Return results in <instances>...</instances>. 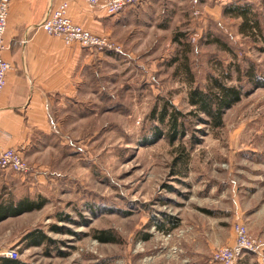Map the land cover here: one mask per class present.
<instances>
[{"label":"rangeland","instance_id":"obj_1","mask_svg":"<svg viewBox=\"0 0 264 264\" xmlns=\"http://www.w3.org/2000/svg\"><path fill=\"white\" fill-rule=\"evenodd\" d=\"M157 2L159 31L127 42L104 36L128 52L102 70L100 91L90 90L99 104L78 106L81 121L48 141L62 146L63 163L42 189L47 203L30 231L52 241L29 248L24 233L12 237L6 228L0 252L17 247L23 264H219L212 253L228 245L239 222L262 244L239 264H264V83L247 78L248 68L264 78V0ZM231 5H248L250 23L226 14ZM214 77L244 91L221 127L192 113L187 99L192 87L210 89ZM163 100L182 113L184 131L173 141L169 122L156 115ZM156 129L163 135L150 143ZM167 218L178 226L167 229ZM100 229L117 241L93 239Z\"/></svg>","mask_w":264,"mask_h":264},{"label":"crops","instance_id":"obj_2","mask_svg":"<svg viewBox=\"0 0 264 264\" xmlns=\"http://www.w3.org/2000/svg\"><path fill=\"white\" fill-rule=\"evenodd\" d=\"M62 1L68 3L67 14L73 22L118 42L134 40L135 35L143 36L155 27L160 30L158 0H141L112 16L84 0H11L1 51L11 68L0 94V148L17 149L32 169L28 174L0 169V233L7 228L12 237L24 233L23 238L30 232L42 209L8 215L13 205L25 198L48 199L42 189L56 182L57 169L62 167V146L48 141L63 139L72 129L69 122L81 121L84 109L79 111L78 106L99 104L100 98L90 93L100 91V73L111 67L117 55L128 52L123 45L121 53L66 45L60 37L38 28ZM91 111L94 114V108ZM233 241L234 237L227 244Z\"/></svg>","mask_w":264,"mask_h":264},{"label":"built area","instance_id":"obj_3","mask_svg":"<svg viewBox=\"0 0 264 264\" xmlns=\"http://www.w3.org/2000/svg\"><path fill=\"white\" fill-rule=\"evenodd\" d=\"M92 6H98L108 15L119 14L124 8L139 3L141 0H84ZM197 4L200 0H191ZM11 0H0V94L6 85V74L11 64L6 61L1 51L4 48V36L6 32ZM68 3L60 2L38 24V28L47 34L58 36L64 44H79L97 52L120 53L121 48L104 36H100L76 24L67 14ZM0 168L11 170L18 174H26L32 171L31 166L20 152L15 148H0ZM234 241L231 245L217 248L212 253V261L219 264H239L245 253H254L262 249L261 241L249 234L248 229L242 223L236 222L233 226ZM0 256L11 259L19 258L17 247L7 248L0 252Z\"/></svg>","mask_w":264,"mask_h":264},{"label":"trees","instance_id":"obj_4","mask_svg":"<svg viewBox=\"0 0 264 264\" xmlns=\"http://www.w3.org/2000/svg\"><path fill=\"white\" fill-rule=\"evenodd\" d=\"M228 7V6H227ZM248 5L244 6H234L231 5L228 8H226L224 11L227 14H234V16L242 18V26L247 25L248 22V12H249ZM254 25H257V21L251 22ZM183 36L182 33H178L174 36V40L178 41L179 36ZM218 42V40H215ZM248 80L253 83H264L263 81H259L260 78L257 77V73L251 69L248 68ZM264 76V75H263ZM242 91L241 87L237 86H229L221 82L217 78H212L211 80V86L210 89H202L200 87H192L188 91V103L190 106L193 107L194 111L192 113H201L204 114L206 117H208L207 123H211L214 127H221L223 125V114L224 112L231 108L234 104H236L238 101H240L242 97ZM156 108L153 109V112L151 113L152 116L155 115ZM160 122H164L165 119L169 122L168 125V132H167V138L169 141H173L175 138H177L179 135H182L184 131L183 123L179 122V119L182 115V113L176 109L171 102L168 100H163L162 105L160 106V110L158 114H156ZM154 137L150 141L153 142L155 139L161 137L163 135V132L161 129H156L154 132ZM47 203V199H45L42 196H38L35 199H29L25 198L15 205H13V211L9 212L8 215H15L18 213H22L24 211H32V210H38L41 209L45 204ZM61 219H67L70 218L68 216H59ZM169 226L167 229H173L178 226L177 221L172 222L170 219H166ZM163 223V222H162ZM158 221L154 222V225L158 229H164V223L162 224ZM54 230H58L57 227L53 226ZM93 238L98 240L100 243H112L116 242V236L114 232L110 229H100L95 230L93 232ZM144 239H147V234H145ZM22 240L24 241V244L26 247L30 246H41L44 244H49L52 240L47 236L42 230L34 229L28 233H26ZM0 264H23L18 259H11L9 257L0 256Z\"/></svg>","mask_w":264,"mask_h":264}]
</instances>
